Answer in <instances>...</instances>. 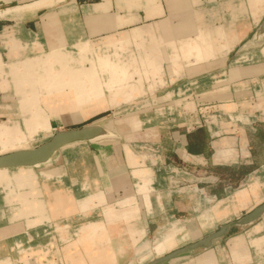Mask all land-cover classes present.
I'll return each mask as SVG.
<instances>
[{"label": "crops", "instance_id": "1", "mask_svg": "<svg viewBox=\"0 0 264 264\" xmlns=\"http://www.w3.org/2000/svg\"><path fill=\"white\" fill-rule=\"evenodd\" d=\"M164 1L163 10L159 0H59L0 18L6 78L8 64L36 57L50 72L70 66L69 82L47 88L56 99L39 103L50 128L0 154L35 148L56 127L102 122L118 135L64 148L33 172L0 173V264H146L264 202V46L230 58L264 19V0L208 10L196 6L217 0ZM14 88L0 90V128L26 132ZM107 111L113 120L96 119ZM179 163L216 182L174 192L164 172ZM165 264H264V216Z\"/></svg>", "mask_w": 264, "mask_h": 264}, {"label": "water", "instance_id": "2", "mask_svg": "<svg viewBox=\"0 0 264 264\" xmlns=\"http://www.w3.org/2000/svg\"><path fill=\"white\" fill-rule=\"evenodd\" d=\"M46 1V0H40ZM39 2V1H36ZM36 2L27 5H16L8 8L0 9V18H4L9 14L21 13L26 11L38 10L44 6L34 7ZM28 7V8H24ZM264 35V19L260 25L258 32L254 37V42ZM118 139V135L106 128L105 124L91 123L81 126L77 129L62 130L56 132L48 141L43 144L25 150L12 151L0 155V170H15L19 168L42 169L49 166L55 160L58 153L67 147L73 145H86L99 143L102 141H114ZM264 216V202L242 216L240 219L221 226L212 234L197 240L196 242L184 245L163 256L154 258L146 264H165L170 260L185 254H193L199 251L210 249L215 242L224 238L231 230L241 231L244 228L254 224Z\"/></svg>", "mask_w": 264, "mask_h": 264}, {"label": "bare ground", "instance_id": "3", "mask_svg": "<svg viewBox=\"0 0 264 264\" xmlns=\"http://www.w3.org/2000/svg\"><path fill=\"white\" fill-rule=\"evenodd\" d=\"M39 1V2H36ZM56 1L59 0H46V1H40V0H33L31 2H36L33 4L34 7H40L42 6V4H45L46 6L49 4H52ZM28 2V3H31ZM28 3H23V4H19V5H27ZM24 8H28V7H24ZM5 41V40H4ZM13 44H10V52L9 54H17L18 53V49H16L15 51H13ZM11 66V74L10 77L11 79L9 80V78H6L4 73H2L1 69H4L5 65L0 63V90L5 91L8 87V89H10L12 86L14 88V86H17V84H19L20 86H18V88H22L20 90V100L19 102V106L21 107V111H22V115L24 116L25 119V124H26V132L19 131V127L16 128L15 127H8V128H0V140L2 141H11V144H22V141H20L19 137L20 135H25L30 139L31 133L32 131L36 130V129H47L50 128L49 127V123H50V119L48 118V116L43 112V110L40 108L39 103L42 101H47V100H54L56 99V95L53 94L52 91H49L47 88L48 87H53V86H57V84L59 82L66 83L69 82V78L66 77L67 71H69L70 66L68 64H66V66H63V69L61 70V72H50V67L48 65V63L45 62H41L39 58H34V60H27V61H23V62H19V63H12V64H8ZM49 69V70H48ZM19 71V72H17ZM33 74L40 75L38 78V84L35 87H31L32 85H34V83H36L35 80L29 79L28 76H33ZM57 75H61V78H54V76ZM4 76V77H3ZM8 76V75H7ZM44 76V77H41ZM3 81V83L1 82ZM31 82H34L31 85ZM18 88H14V90L16 92H18ZM7 91V90H6ZM100 99V98H99ZM30 114V115H29ZM28 115L29 117L25 118ZM57 116V115H56ZM26 119H29L26 121ZM31 123V125H29ZM106 125V124H105ZM106 128L110 129L111 131H115V128L113 126V128H109L106 126ZM105 142V141H102ZM101 142V143H102ZM7 143V144H8ZM95 144V143H92ZM75 146V145H73ZM21 150H25V149H21ZM18 151V150H16ZM9 153V152H8ZM5 154V153H4ZM2 155V154H0ZM17 170V171H16ZM34 170V169H33ZM32 169H28V168H19V169H15V170H0V173L2 172H18V171H30L33 172ZM3 181L5 183H7V178H2ZM36 180L33 178L31 179L29 182H35ZM20 184V183H18ZM168 238V237H167ZM166 238V239H167ZM170 238V237H169ZM172 239V237H171ZM166 242V241H165ZM174 241H172L173 243ZM176 242V241H175ZM159 247V246H158ZM169 248V247H168ZM157 250V249H156Z\"/></svg>", "mask_w": 264, "mask_h": 264}, {"label": "rangeland", "instance_id": "4", "mask_svg": "<svg viewBox=\"0 0 264 264\" xmlns=\"http://www.w3.org/2000/svg\"><path fill=\"white\" fill-rule=\"evenodd\" d=\"M22 1H26V0H22ZM160 1V4L162 5V7H163V4H162V2H161V0H159ZM164 1V0H163ZM203 1V0H202ZM164 3H165V1H164ZM215 4V7L216 8H218V5L220 4V1L219 0H217L215 3H212V4H208V3H204V4H199L198 6H196V8H200V9H202V8H204V9H210L213 5ZM12 6H16L15 4L14 5H12ZM165 7H166V5H165ZM163 10H164V7H163ZM216 17V15H210V17ZM204 17V19L206 18V19H209V16L207 15V16H203ZM208 17V18H207ZM165 18H167V17H165ZM263 21V20H262ZM262 21L257 25V26H254V28L252 29V30H250L248 33H247V35L245 36V38H244V40H242L241 42H240V44L234 49V51H233V53H232V55H231V57L230 58H235L236 56H245L252 48H257L258 49V47H262V46H264V35L259 39V40H257L256 42H254V37H255V35H256V33L258 32V30H259V28H260V25H261V23H262ZM213 23H216V21H213ZM257 59V58H256ZM209 63V62H208ZM194 65V66H193ZM190 68H186L187 70H185L186 72H188V73H193V72H195V71H197V70H199L201 67L199 66L200 64H193ZM165 67V66H164ZM162 82H164V84H166V81H165V79L163 78L162 79ZM163 86V85H162ZM158 90H160V91H165V90H162L161 88H158ZM117 112H118V110H117ZM114 112L113 111H107L106 113H103L102 115H100L98 118H96V119H99V118H102V119H104V120H106V122H103V123H107V121H109V120H113V118H114ZM3 121H5L4 119H2V118H0V122H3ZM98 123H101L102 124V122H98ZM4 124V123H3ZM88 124H91V123H88ZM81 126H84V125H87V124H84V125H82V124H80ZM80 125H76V126H70V127H67V128H63L62 130H71V129H77V128H80L81 126ZM20 131V130H19ZM59 131V128L58 127H56L55 128V131L53 132L54 134L56 133V132H58ZM23 133V132H22ZM53 134V135H54ZM25 136V135H24ZM50 139V138H49ZM49 139H46V141H48ZM45 141V139H43V140H41V141H37V142H35V143H33L32 144V146H35V147H37V146H39V145H41V144H43L44 142H46ZM25 143H23V144H19V145H15V146H7V145H4L3 144V142H0V149H2L0 152L2 153V152H4V151H8L9 149H11V148H9V147H18V146H23ZM5 147V148H4ZM6 148H9V149H7V150H3V149H6ZM16 151V150H15ZM4 154V153H3ZM54 164V161L52 162V165ZM178 165H180V163L178 164ZM190 169L192 170V171H194L195 170V172L196 171H198L196 168H194V167H190ZM165 174V177H166V182H167V177H168V170L166 171V172H164ZM192 174V176H194L195 175V173H191ZM191 181L192 182H194V178H191ZM153 234L152 235H150V238H147V240L149 241V242H151L152 240H153ZM192 240V239H191ZM144 246H148V245H144ZM180 247V246H179ZM147 248V247H146Z\"/></svg>", "mask_w": 264, "mask_h": 264}, {"label": "built area", "instance_id": "5", "mask_svg": "<svg viewBox=\"0 0 264 264\" xmlns=\"http://www.w3.org/2000/svg\"><path fill=\"white\" fill-rule=\"evenodd\" d=\"M168 177L167 184L174 192L183 191V195L191 197L195 192L201 190V185H210L216 182L215 177H212L206 170H199L195 172L190 169V166L186 163H180L178 166H167ZM195 173L192 176L191 173ZM194 178V182L191 181ZM214 199V198H212Z\"/></svg>", "mask_w": 264, "mask_h": 264}, {"label": "trees", "instance_id": "6", "mask_svg": "<svg viewBox=\"0 0 264 264\" xmlns=\"http://www.w3.org/2000/svg\"><path fill=\"white\" fill-rule=\"evenodd\" d=\"M79 1L82 2V1H85V0H79ZM197 142H198V144H197ZM195 144H197V145H194V146H197V147H198V146H199V140H196V139H195ZM191 150H192V151H193V150L195 151L194 148H193V149L191 148Z\"/></svg>", "mask_w": 264, "mask_h": 264}]
</instances>
